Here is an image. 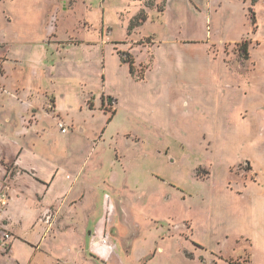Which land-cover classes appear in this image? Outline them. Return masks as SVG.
<instances>
[{
    "label": "rangeland",
    "instance_id": "374dc122",
    "mask_svg": "<svg viewBox=\"0 0 264 264\" xmlns=\"http://www.w3.org/2000/svg\"><path fill=\"white\" fill-rule=\"evenodd\" d=\"M0 66V203L23 149L88 235L108 218L111 264H264V0H0Z\"/></svg>",
    "mask_w": 264,
    "mask_h": 264
},
{
    "label": "crops",
    "instance_id": "0c3cea01",
    "mask_svg": "<svg viewBox=\"0 0 264 264\" xmlns=\"http://www.w3.org/2000/svg\"><path fill=\"white\" fill-rule=\"evenodd\" d=\"M149 20L146 19L145 22L142 20L141 27ZM1 71L0 94L3 93V88L7 89L4 80L8 79L11 72L7 67H1ZM13 92L16 95L12 94V98L20 101V89L13 90ZM21 104L27 108L31 107L28 101H22ZM56 113L62 114L58 102ZM34 114L36 117V113ZM23 151V149L16 151L15 160L18 169L9 176V197L3 214L4 223L12 232L13 237L8 253H0V257H7L11 264H92V260L99 264H111L119 245L111 242L108 218L99 219L94 231L88 235L87 228L85 229L82 224L83 218L80 220L77 218L82 215L80 208L84 206L86 196L85 193H75L79 184L77 179L70 177L62 168H50L45 172L44 177L34 170L23 167L20 162ZM2 169L4 168L0 165V182L5 173ZM5 174L8 175L7 172ZM25 174L29 184L40 190L34 200L28 195L32 201L23 196L24 194H20L18 189L13 188L15 179ZM12 210L17 211V217L13 216ZM71 228L74 229L75 234L69 232ZM36 232L39 234L38 238H35ZM106 236H108L107 242L104 243ZM159 250L163 252V246L159 247ZM160 256L161 253L157 256V251H155L144 264H171L162 262ZM196 260L195 258L190 259L192 264H197ZM220 260L223 261L222 258ZM142 261L140 260L139 264H143ZM235 261H240V259ZM235 261L232 260L230 263L235 264ZM201 262V264H218L212 259L209 261L202 259Z\"/></svg>",
    "mask_w": 264,
    "mask_h": 264
},
{
    "label": "built area",
    "instance_id": "2783aa9c",
    "mask_svg": "<svg viewBox=\"0 0 264 264\" xmlns=\"http://www.w3.org/2000/svg\"><path fill=\"white\" fill-rule=\"evenodd\" d=\"M1 66H0V76H1ZM62 133L66 134L68 129L64 125H60ZM6 206V200L1 199L0 203V253L6 254L9 251L10 242L12 240L13 234L8 229L4 223L3 214ZM107 242V238L104 240V243Z\"/></svg>",
    "mask_w": 264,
    "mask_h": 264
},
{
    "label": "trees",
    "instance_id": "16d2710c",
    "mask_svg": "<svg viewBox=\"0 0 264 264\" xmlns=\"http://www.w3.org/2000/svg\"><path fill=\"white\" fill-rule=\"evenodd\" d=\"M146 21V19H143V22H145ZM142 24V23H141ZM140 24V25H141ZM131 29V28H130ZM131 30H134V28H132ZM243 46H245V48H244V51L245 52H247V48H246V45H243ZM248 54V53H247ZM131 65H130V72H131V74H133V72H134V67H133V63L131 62L130 63Z\"/></svg>",
    "mask_w": 264,
    "mask_h": 264
}]
</instances>
